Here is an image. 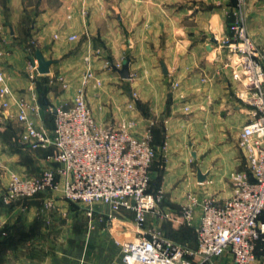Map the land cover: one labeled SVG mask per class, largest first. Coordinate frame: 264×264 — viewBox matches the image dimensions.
I'll return each instance as SVG.
<instances>
[{
  "label": "crops",
  "instance_id": "obj_1",
  "mask_svg": "<svg viewBox=\"0 0 264 264\" xmlns=\"http://www.w3.org/2000/svg\"><path fill=\"white\" fill-rule=\"evenodd\" d=\"M246 3L245 28L264 57V0ZM236 7V0H0V87L11 92L6 108L0 99V200L12 174L56 167L46 160L51 145L32 147L24 138L20 109L51 137L50 108L69 106L79 91L101 125L131 121L134 134L149 136L156 153L150 180L160 177L151 191L161 192L162 210L181 212L188 194L228 198L230 174L244 169L237 135L250 118L224 44ZM36 52L50 62L48 73L30 68ZM126 58L129 78L122 79L113 67ZM92 210L58 191L0 202V239L2 229L34 228L2 264H122L118 242L137 235L133 213L110 215L102 204ZM199 218L198 206L193 221Z\"/></svg>",
  "mask_w": 264,
  "mask_h": 264
},
{
  "label": "built area",
  "instance_id": "obj_2",
  "mask_svg": "<svg viewBox=\"0 0 264 264\" xmlns=\"http://www.w3.org/2000/svg\"><path fill=\"white\" fill-rule=\"evenodd\" d=\"M241 1L237 0L238 6ZM228 30L224 44L232 57L228 61L237 84L235 95L250 109L236 141L244 169L230 174L231 195L220 202L211 196L199 199L188 194L181 208L187 225H193L194 209L200 208L194 247L171 240L154 226L145 227L148 215L165 219L172 215L159 206L161 192H148L156 155L149 136L134 134L131 121L98 123L82 91L69 106L50 108L51 137L36 129L20 109L17 120L24 124V138L32 147L51 145L55 153L46 160L56 167H45L37 176L12 174L3 204L58 191L67 202L85 207L88 215L95 204L107 206L110 215L132 212L137 235L118 242L122 264H213L221 258L233 264H252L257 244L264 243V71L240 14ZM30 68L36 69L34 59ZM10 96L9 89L1 86L3 108ZM19 106L24 103L20 101ZM45 207L52 208L53 200H46Z\"/></svg>",
  "mask_w": 264,
  "mask_h": 264
},
{
  "label": "rangeland",
  "instance_id": "obj_3",
  "mask_svg": "<svg viewBox=\"0 0 264 264\" xmlns=\"http://www.w3.org/2000/svg\"><path fill=\"white\" fill-rule=\"evenodd\" d=\"M237 1V0H236ZM237 12H239V14L241 15L242 18V22L245 26L244 23V16L247 10V3L246 0H242L240 2V5L238 6V2H237ZM247 31V30H246ZM248 33V32H247ZM251 38V37H250ZM252 40V38H251ZM253 42V40H252ZM254 43V42H253ZM255 48L257 49L258 55H257V62L259 64H261L262 68H263V64H264V57H262V53L261 50L259 49V47L254 43ZM233 60H236V57H233ZM189 145H192L191 143ZM188 145V147H189ZM171 217L169 219H165V218H153L154 221L152 220V225L150 227H155L156 229H158L161 233H163L164 235L168 236L169 238L173 239L174 241L178 242V243H183V244H187L189 246H191L193 244V241L191 239V233L184 228V224L186 225L185 227H190L193 228L195 227L196 223L193 221V225H187L186 223H174V221L176 220V222L180 219L181 212H179V210L176 211V213H172V215H170ZM155 219H157L155 221ZM158 222H161V225H157ZM155 224V225H153ZM257 257L260 258L261 260V264H264V245L260 246V248L257 249V253H256ZM257 257L255 259H257ZM12 264V263H10ZM213 264H233L232 261H228V260H224L223 258L221 259H217L214 261Z\"/></svg>",
  "mask_w": 264,
  "mask_h": 264
},
{
  "label": "trees",
  "instance_id": "obj_4",
  "mask_svg": "<svg viewBox=\"0 0 264 264\" xmlns=\"http://www.w3.org/2000/svg\"><path fill=\"white\" fill-rule=\"evenodd\" d=\"M159 181H160L159 176L156 177L152 181L150 180L148 192L152 193V191H151L152 187H155V190L157 191ZM0 202L3 204L2 199L0 200ZM185 226L186 225H184V228L187 229L191 233V239L194 242L195 241L194 229L190 228V227H185ZM33 235H34V228H32L29 232H22V231L17 230V231H14V233H12V235H11V233H8L6 230L2 229L1 230V239H0V264H2V262L4 260L3 256H4L7 249H10V248L16 249L18 244H20L23 240H25L26 238H29ZM262 245H264V243H258L257 244L255 254L257 253V249Z\"/></svg>",
  "mask_w": 264,
  "mask_h": 264
},
{
  "label": "water",
  "instance_id": "obj_5",
  "mask_svg": "<svg viewBox=\"0 0 264 264\" xmlns=\"http://www.w3.org/2000/svg\"><path fill=\"white\" fill-rule=\"evenodd\" d=\"M213 42H214V40H213ZM35 62H36V70L39 74L48 73V67L50 65V62L44 60V58L40 52L35 53ZM128 66H129V59L126 58L125 60H123L121 66L119 68L114 66L113 69L118 73V75L122 79H128L129 78ZM161 67H162L163 73L165 74L166 73L165 67L163 65H161ZM199 180H202V178L200 176H199Z\"/></svg>",
  "mask_w": 264,
  "mask_h": 264
}]
</instances>
